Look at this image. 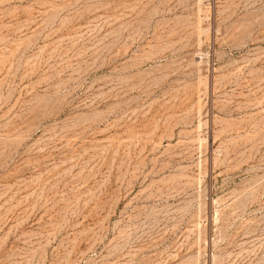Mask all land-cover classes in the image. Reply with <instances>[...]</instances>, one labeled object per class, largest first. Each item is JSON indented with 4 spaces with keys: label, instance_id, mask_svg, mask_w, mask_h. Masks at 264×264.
<instances>
[{
    "label": "rangeland",
    "instance_id": "obj_1",
    "mask_svg": "<svg viewBox=\"0 0 264 264\" xmlns=\"http://www.w3.org/2000/svg\"><path fill=\"white\" fill-rule=\"evenodd\" d=\"M0 264H264V0H0Z\"/></svg>",
    "mask_w": 264,
    "mask_h": 264
}]
</instances>
